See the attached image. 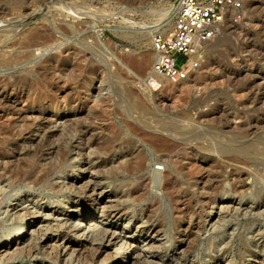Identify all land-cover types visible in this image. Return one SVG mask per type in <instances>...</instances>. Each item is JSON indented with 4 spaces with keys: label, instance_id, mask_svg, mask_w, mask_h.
Instances as JSON below:
<instances>
[{
    "label": "rangeland",
    "instance_id": "rangeland-1",
    "mask_svg": "<svg viewBox=\"0 0 264 264\" xmlns=\"http://www.w3.org/2000/svg\"><path fill=\"white\" fill-rule=\"evenodd\" d=\"M241 1V12L224 19L193 76L179 82L158 77V86L150 88L145 78L154 57L151 36L166 20L165 32L171 29L176 0H0V24L16 28L18 55L9 64L0 56V90L27 94L15 104L17 130L25 121L28 144L42 153L62 143L74 166L51 178L56 189L0 190V246L36 235L38 218L29 220L36 232L28 236L29 222L16 225L9 209L14 205L22 213L19 197L39 195L37 207L47 205L42 218L51 221L52 231L64 217L80 228L109 227L140 248L147 264H264V175L244 177L245 186L235 192L239 185L222 153L264 157V0ZM24 36L33 50L27 60L18 45ZM10 48L2 46L0 54ZM152 134L185 138L189 150H156L148 140ZM140 157L143 169L131 171ZM152 172L157 182L169 176L194 195L215 192L214 207L195 219L198 204L190 201V210L176 212L151 185L145 196H124ZM201 176L205 190L197 186ZM88 182L95 184L91 200L78 192ZM151 197L160 206L144 217ZM80 242L37 240L33 255L0 264H87L77 253ZM55 244L57 259L50 257ZM109 254L115 255L110 261L102 256L90 264H127L131 257L123 244Z\"/></svg>",
    "mask_w": 264,
    "mask_h": 264
},
{
    "label": "bare ground",
    "instance_id": "bare-ground-1",
    "mask_svg": "<svg viewBox=\"0 0 264 264\" xmlns=\"http://www.w3.org/2000/svg\"><path fill=\"white\" fill-rule=\"evenodd\" d=\"M8 24H10V25H8ZM25 24H26V22H25ZM167 24L169 25L167 20L160 24L162 32H165V30H167V27H166ZM15 31H16V28L13 27L11 23L6 22V24H0V48L2 46H7V44H9V43H10V46L12 47V48H10V50L3 52L2 55L0 54V56H3L8 64L13 62L16 58H18V55L16 54L17 42L15 41V38H16ZM151 33H152V31H151ZM30 41H31L30 38H28L27 36H24L22 38V41L18 44L22 50L21 56L26 60L29 59L33 55V50H31ZM120 64L122 65V62ZM138 69L141 72L144 69V65L139 64ZM126 70L129 71V69H127V68H126ZM145 80L148 81L146 86L150 87V88H151V85H150L151 83H154L156 86L159 84V78L157 76H153L150 73V70L147 72ZM140 83H142V82L140 81ZM144 88L146 89L145 86H144ZM12 92L13 91H11V90H5V89L0 90V190L2 191V189H4V188L13 189V188L21 186V185L29 186L32 190H35L37 188H43L45 186H48L51 189H56V187H58V185H57V183H52L51 178L54 175H56L57 173L60 174L61 172L63 173L64 171L67 172V170L74 167L72 165L71 161L67 157L68 151L62 145V143H60V145L58 144V146H55V147L49 149L48 152H46V153H42L41 149L36 148V147H31V145L28 144L29 143L28 138L30 135H29V132L26 130L28 129L29 126H27V123L24 121L25 125H24L23 129L19 128L17 130V127H19V126L15 122L16 120L13 121V119H14L13 117L16 114L15 104L21 100L24 101V99L27 98V94H26V92L25 93L19 92V93H16L15 95H13L14 93H12ZM95 107H97V106H95ZM38 118L41 119V115H38ZM30 124L33 125V123H30ZM37 126H39V124H37ZM38 133H39V131H38ZM44 134H42L41 136L43 137ZM238 137L239 136H237V139H238ZM148 140L151 142L154 149L167 151L168 153H174V152H177L180 150L185 152L189 148V147H187L189 145V142L187 141V139L182 138V137H177V136H175V134H171V135L168 134V135H166V137H164V136L157 137L156 134L155 135L152 134V135L148 136ZM18 143H20V147L18 146ZM66 143H68V141ZM226 143H228V142H226ZM236 143L237 144L235 145V148H236V146L239 147L238 144H240V141L237 140ZM234 144H235V141H234ZM7 145L14 146V147L12 150H8V149H6ZM225 145H227V144H225ZM249 147H247V148H249ZM262 147H264V144L262 145ZM259 148H261V147H259ZM23 149H24V152L21 155L19 153V151L23 150ZM236 150H237V148H236ZM239 151H240V149H239ZM253 151H255V150H253ZM221 152L222 151H220V153ZM222 153L226 154V156L223 157V164L227 168H231V172L235 174L233 176H235L237 184L239 185V186L233 187V190L235 192L238 189H241L245 186V183H243L244 177L246 178V177H250L253 175L256 177H260V178L263 177V175H264V157L261 153H260L261 157L259 156V154H257V155L255 154V155L251 156L252 153H256V152H252L250 155H243L242 154V156H236L235 155L233 157H231L232 155L229 156L227 154L228 153L227 151H225V152L223 151ZM257 153H259V152H257ZM166 160H171V158L168 157ZM173 164L177 168V163L173 162ZM257 164L262 165V168L259 169L258 168L259 166H257ZM127 165L129 166V164H127ZM143 165H144L143 164V158L140 157V158H138V161L135 162V166L132 165L133 167H130L129 169H131V171H140L143 169ZM154 172H152L153 175H148V176H142V175L140 176L139 175L140 179L137 182V184L135 186L129 187L127 189V191L125 192L124 196L125 197H128V196H130V197L145 196L148 193L147 187L149 185H151L152 187L157 188L158 190H161L163 194L168 196V202L172 206L173 210L176 212L180 213V212H183L185 210H190L189 207H187L188 206L187 204L190 201H192V203L194 202V203L198 204V210L195 213H193V216L195 219L200 218L202 215H204L203 214L204 209L207 210L208 207L209 208L214 207V204L216 203V199H217L218 195H216L215 192H212V191L211 192H209V191L205 192L206 191L205 190V184L207 183V181L205 180V178H206L205 176L204 177L201 176L196 181L198 184L197 186H199L201 190H205V191L200 192V193L197 192V195H194V193L190 192L187 189L182 190L180 188V186L175 183L176 181L174 179L170 178L169 176H164L161 180L162 181L161 183L157 182V180L154 176ZM149 174H151V173H149ZM215 184H216V181H213L212 185H215ZM206 188H207V186H206ZM94 191H95V184L88 182L86 185H83L79 189L78 192L80 194H83L84 198H86L87 200H91V198H93L92 195H93ZM38 196H32L31 197L28 195V196L19 197V200H22L21 201L22 207L20 208V211H22V213L18 212L19 211V210H17L18 208L14 205H12L10 207V209H9L10 216L14 217V220H15L14 222H16L15 223L16 225L20 224L21 221H24V223L29 222V224L31 225L33 222L29 221V220L33 219V218H36V219L38 218V221H36L37 223L35 225H37V224H41V225H38V231H37V233H35L36 235L34 234L35 236H33L32 239H29L30 241L28 240L27 243H24L27 239L25 241H23L22 239H15V240L10 239V241L8 243L0 246V259L1 260L5 261V262H10V261L15 260V258H17L19 256H28V255L31 256V255H33L36 252L35 251V242L37 240L42 241V242H46V243H51V242L57 243V241H59L60 239H64L66 237H68V238H76V237L78 238L79 237L81 239L80 251H77V253L79 254V252L82 251L81 255L83 254L86 256V263L87 264H90V262L92 260L100 258L102 256H104V259H106V260L113 259L115 255L114 256L110 255L109 250L112 247H115L118 245L121 247L122 244L125 247V251L128 250L130 252V255H131V257L128 259L127 264H147L146 257L142 253H140V251H141L140 248H138L136 245L135 246L132 245V243H130L129 241H125L124 237H122L119 234H116L109 227H105V226L100 225V224L96 225L94 223L95 225L94 224H90V225L87 224L84 228H80V226H78V225L77 226L73 225L70 222V218L64 217L63 220H60L59 222L56 219L57 222H56V224H54L56 229L54 231H52L53 229H51L49 227V226H51V221L50 222L46 221V220L44 221L42 218L43 217L42 212L45 211L44 209L47 208V205H44L43 207H41V206L37 207ZM16 198H18V197H16ZM161 203H162V201H161ZM29 206H31V207L29 208ZM159 206H160V200L157 197L152 198L149 205L146 207L145 213H143L144 217L148 214V212L151 208L153 209V208H157ZM53 220H55V219H53ZM35 225L29 226V229L27 230L28 232L26 233L27 235L29 234V232H30V235L32 233L36 232V230L34 229L36 227ZM19 228H21V227H19ZM17 230H19V229H16V231ZM48 230H49V232H48ZM197 230H200V228L197 227ZM10 231H12V230H10ZM66 244L64 245V247L67 246ZM184 246L185 247L188 246L187 243L184 244ZM72 252H74V251H72ZM50 255H51L50 257H52V258L54 257L57 259V256L59 255V245H56V244L53 245V247L50 251ZM78 257L80 258V255ZM79 258L77 260V263H79V261H80ZM83 258H85V257L83 256ZM60 264H65V262L62 260V262H60ZM179 264H184V263L181 262Z\"/></svg>",
    "mask_w": 264,
    "mask_h": 264
},
{
    "label": "built area",
    "instance_id": "built-area-1",
    "mask_svg": "<svg viewBox=\"0 0 264 264\" xmlns=\"http://www.w3.org/2000/svg\"><path fill=\"white\" fill-rule=\"evenodd\" d=\"M175 4L171 29L155 31L150 40L154 55L150 73L170 82L186 80L199 70L204 49L214 41L224 19L242 9L241 0H176Z\"/></svg>",
    "mask_w": 264,
    "mask_h": 264
}]
</instances>
